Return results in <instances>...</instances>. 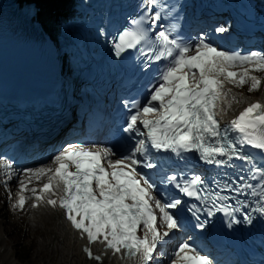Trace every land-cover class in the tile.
I'll return each instance as SVG.
<instances>
[{"label":"snow or ice","instance_id":"snow-or-ice-1","mask_svg":"<svg viewBox=\"0 0 264 264\" xmlns=\"http://www.w3.org/2000/svg\"><path fill=\"white\" fill-rule=\"evenodd\" d=\"M155 2L148 0L149 4ZM160 18V12H156L150 19L154 24ZM216 31L224 32L225 29ZM145 39L143 30H125L113 41L115 54L119 56L125 49H134ZM156 41L161 49L153 59H171L160 73L158 84L152 87L147 103L143 107L138 103L132 105L136 111L130 115L125 128L126 132L144 139L137 140L133 149L115 159L111 148L68 144L55 155L50 166L23 170L24 178L19 179V191L12 204L14 209L23 210L26 200L32 199L33 209L41 204L59 207L81 238H86L83 251L97 262L102 261V256L94 255L91 245L95 243L103 244L105 251L111 250L112 255L138 256L141 264H148L158 242L181 227L177 213L184 211V201L167 191H160L151 176L138 170L156 167L148 159L150 149L176 154L197 151L203 161L216 165L224 163L217 157L248 160L237 145L251 146L264 153V103L248 104L225 126L223 135L217 119L223 111H218L222 100L231 96L232 102H238L232 88H226V84L235 88L248 85L249 93L259 90L261 79L252 73L264 72V54L242 55L220 50L204 38L196 43H183L170 38L165 30L158 32ZM227 107L230 108L231 103ZM228 131L237 133V137L230 140ZM138 154L144 159H137ZM0 168L5 170L4 185L7 188L8 180L13 179L11 165L0 161ZM257 175L264 177V172L257 170L250 178ZM34 180L43 181L42 186L29 188ZM160 183L172 185L183 196L210 202L217 211L232 215L225 205H217V201L226 197L219 193H213L211 197L201 194L204 181L199 175L182 183L176 175H170ZM224 187L228 188V185ZM244 187L253 189L251 195L264 201V185L260 186L259 192L251 184ZM25 191L30 192L31 197L23 195ZM8 196L12 198L10 190ZM188 211L196 216L200 209L193 204ZM256 211L264 213V203ZM207 215H213L211 208ZM245 220L251 222L250 216ZM158 221L168 231L161 233ZM205 223L197 216L198 227L204 228ZM141 231L143 234H138ZM171 264H213V260L193 245L181 242Z\"/></svg>","mask_w":264,"mask_h":264},{"label":"bare ground","instance_id":"bare-ground-1","mask_svg":"<svg viewBox=\"0 0 264 264\" xmlns=\"http://www.w3.org/2000/svg\"><path fill=\"white\" fill-rule=\"evenodd\" d=\"M65 0H38V4L40 6V15L45 25L48 28H51L55 19L53 18L52 8L47 11L49 6H55V8H64V5L61 4ZM51 14V15H50ZM253 75L262 78L261 86L262 89L258 93V95H253V92L246 93L245 91H239L238 88L233 87L232 85H227L226 87L232 88V94H234L238 98V102H232L231 96H229L226 100H222L220 102V109L223 111L220 112L219 117L222 119L230 118L234 113H236L242 106H244L248 101L253 99H261L264 101V72H254ZM248 91V89L246 90ZM231 103V107L228 108L227 104ZM65 138L61 137L57 140V142L50 147L49 151L46 152L41 158L38 160L35 158L34 161H27L23 164H12L3 160V151H0V161L4 164L11 165V171L13 172V179L8 180L7 187H10V183L13 184V187H18V190L11 192L12 198L9 199V196L3 201L2 206L0 205V259H3L4 262H8L9 264H15V260L12 257V245L6 243L5 235V221L4 218L11 216L12 214H16L17 210L12 207V204L15 202L16 193L19 191V179L24 178L23 170L28 168H38L44 166H50L52 164V160L55 155H57L65 146L68 144H82L88 145L91 144L93 146L99 145L97 137H93V140L86 138L83 140L81 137L78 139H70L68 137V131L66 132ZM25 166V167H24ZM37 166V167H36ZM21 167H24L22 170ZM0 175L4 177V180L7 179L5 175V170L0 169ZM42 181L39 183L33 182L29 184L28 187H37ZM26 197H29L27 191L23 193ZM28 225L30 233H33L36 230H43L37 238V245L35 246L34 259L30 260L27 264H121L117 262L113 256L105 257L99 263H89L87 260H84L83 255L81 254V246L83 241H79L76 238V234L74 232H69L68 225L63 222L60 215L54 210L52 207L49 208H31L29 207L28 214ZM9 226H13L9 224ZM15 227V226H13ZM191 245L194 244V240L187 239L186 241ZM197 247V246H195ZM52 250V257L46 262L42 259V251ZM177 249V248H176ZM173 254L170 253L168 259L162 264H171V260L173 259ZM139 259H125L123 260V264H138Z\"/></svg>","mask_w":264,"mask_h":264},{"label":"rangeland","instance_id":"rangeland-1","mask_svg":"<svg viewBox=\"0 0 264 264\" xmlns=\"http://www.w3.org/2000/svg\"><path fill=\"white\" fill-rule=\"evenodd\" d=\"M243 88H246L244 86ZM262 86H260L258 91L253 92V95H258L261 91ZM25 167V166H24ZM24 167H21L22 170ZM37 167V166H36ZM1 169V168H0ZM4 177L0 175V205L2 206L3 201L8 196V191L14 193V191L18 190V187H13V184L10 183V187L5 188L4 185ZM37 182V181H33ZM32 182V183H33ZM39 183V182H37ZM28 206L29 202L26 200L25 207L23 210L16 209L17 213L12 214L4 218L5 223V235L6 243L12 245V257L15 260V264H27L30 260L34 259L33 255L35 252V246L37 245L38 241L37 238L43 230H36L33 233H30L29 225H28ZM12 224L13 226H9ZM53 251L52 250H45L42 251V259L46 262L52 257ZM0 264H9L8 262H4L3 259H0ZM54 264H57L54 263Z\"/></svg>","mask_w":264,"mask_h":264}]
</instances>
